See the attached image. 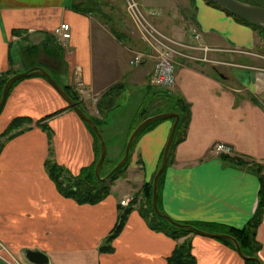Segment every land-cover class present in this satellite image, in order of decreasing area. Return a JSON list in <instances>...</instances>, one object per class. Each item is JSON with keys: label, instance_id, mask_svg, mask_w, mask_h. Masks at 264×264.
<instances>
[{"label": "crops", "instance_id": "obj_1", "mask_svg": "<svg viewBox=\"0 0 264 264\" xmlns=\"http://www.w3.org/2000/svg\"><path fill=\"white\" fill-rule=\"evenodd\" d=\"M166 1L157 8L159 23L166 24L168 34L177 38H190L192 29H197L198 43L213 47L207 54L214 61L177 67L175 86L190 103L191 116L185 135L170 151L158 205L180 222L242 228L258 207L259 165L264 174V38L258 29L206 0H193L187 28L185 17L177 21L169 16ZM73 4L72 0H0V75L40 66L72 86L88 114L103 119L106 156L114 163L126 147L137 112L156 91H150L152 62L133 66L127 36L119 37L100 17ZM63 21L70 23L71 37L59 41L62 61L58 62L52 38L54 28ZM25 37L45 49L35 59L22 60L20 42ZM117 83L123 84L121 92L100 103ZM68 105L43 75L19 79L8 94L0 114V134L14 117L29 116L33 122L0 151V254L5 257L0 256V264L8 260L20 264H169L176 245L186 238L192 240L197 264H247L222 238L193 232L174 239L151 228L140 213L143 186L159 167L172 119L140 133L126 170L103 200L79 203L63 195L46 160L53 158L73 174L96 160L94 134ZM61 108L45 120L52 129L50 142L48 132L37 122ZM218 142L231 146L232 155L246 163L216 153ZM126 197L133 198L127 221L110 243L112 250H101L108 245L120 202ZM255 241L259 248L254 255L264 264V213ZM27 249L44 252L48 261H30Z\"/></svg>", "mask_w": 264, "mask_h": 264}, {"label": "trees", "instance_id": "obj_2", "mask_svg": "<svg viewBox=\"0 0 264 264\" xmlns=\"http://www.w3.org/2000/svg\"><path fill=\"white\" fill-rule=\"evenodd\" d=\"M208 3L222 7L216 3L207 1ZM223 8V7H222ZM225 9V8H224ZM228 13L231 15H234L237 19L240 21L247 23L248 25L253 26L254 28L258 29L264 38V29L259 28L255 25H252L248 21L238 17L237 15L231 13L227 9H225ZM113 32L117 33V35L121 38L126 37L127 35L123 33H119L118 30L112 29ZM128 37V36H127ZM49 42V41H48ZM36 47L37 45H33ZM32 47V46H31ZM31 47H29L31 49ZM56 50L60 54L59 49L56 47ZM16 71L10 69L6 73H3L0 75V98L2 95L3 87L6 82V80L13 74H15ZM33 75V74H32ZM34 75H41V74H34ZM42 76V75H41ZM18 81V80H17ZM16 81V82H17ZM58 81V80H57ZM16 82L12 85V87L16 84ZM59 82V81H58ZM65 89L66 91L72 96V98L84 109L85 112L89 113L87 109L85 108V105L83 104L84 102L81 100L80 94L74 90V88L70 85H65L61 82H59ZM11 87V88H12ZM123 87V84L117 83L114 86L110 87L108 91L106 92V97H104V100L100 101L103 102L107 100L108 98L114 97L115 95L119 94L121 92V88ZM150 91H153L154 89L156 90L155 92L153 91V94L148 98V101L144 102V104L140 107L139 111L136 114V119H135V125L134 127L143 119H145L148 116L153 115V113H149L150 109L154 108H162V111H177L181 115L180 122L177 126L174 140L171 146V150L174 146L175 143H177L186 133L190 116H191V108H190V103L188 100L180 93V92H174L173 90H167L164 89L163 91L161 89H157L155 86L151 85L150 86ZM156 93H158V97L153 96ZM160 99L158 101H155L157 99ZM152 99L155 102H152ZM154 105V106H153ZM69 108H72L70 105H68ZM63 108L57 110L54 113L48 114L45 117L39 119L37 124L42 127L44 130L48 132L49 136V141L51 142L52 140V129L49 126L48 123H46L45 120L48 118L56 115L59 113ZM91 117L95 120V122L98 124V126L102 130V120L103 119H98L95 116ZM172 120H175V118H172ZM160 120L154 121L147 126H145L140 133L143 131L147 130ZM33 122V118L29 116H17L14 117L8 126L5 128V130L0 134V138L2 141H0V151L4 147L6 141L9 139L13 138L14 136L22 133L28 128V124ZM87 126L90 128L92 133L95 136V148H96V160L95 162L88 166L84 167L78 174H73L70 173L68 170H66L65 167L61 166L56 160L53 158H48L46 160V167L48 169V172L50 176L54 179L56 182L60 192L68 197H73L76 199L79 203H97L101 200H103L105 197L110 194L111 191V186L109 185L108 181H101L96 177L95 174V167L97 160L99 158L100 152H101V146L99 143V139L94 132V130L90 127V125L86 122ZM133 127V128H134ZM140 133L138 134L135 142L137 141ZM135 142L132 145L131 151L134 148ZM125 149V148H124ZM50 150L52 152V148L50 147ZM170 150V151H171ZM171 153V152H170ZM124 151L122 152L121 157L115 161L114 163L111 162L110 158L106 156L104 163L101 168V176L106 175L109 173V171L118 163V161L123 157ZM163 156V155H162ZM224 158L228 159L229 161H233L238 164H245L246 161L244 159H241L240 157L233 156L230 154H224ZM162 160V157H161ZM160 160V163H161ZM159 163V165H160ZM129 164V160L121 167L119 168L112 176L111 179L115 180L117 179L127 168ZM260 181H261V189H260V198H259V203L258 207L256 210V213L252 220L244 227L238 228V227H233V226H225L222 224L218 223H210V222H198V221H182L183 223H188L195 225L198 228L211 231V232H224V233H229L235 236L245 254L248 255H254L256 251L259 248V245L255 241V235H256V230L258 225L260 224L263 213H264V174L262 172V167L259 165L257 170H256ZM164 173V172H163ZM163 175V174H162ZM162 175L160 178V182L162 179ZM153 179L149 182H146L143 186L142 193L144 196V202L139 205V210L142 216L148 221V224L151 228L157 230V231H162L166 233L167 235L171 236L174 239H179L181 237H186L190 233H198L194 230L183 228V227H178L172 223H170L168 220L165 218L160 217L154 212L153 206H152V196H153ZM136 197L134 198V200ZM133 205H128L124 207H120V213L118 217V221L112 230L111 234L107 238V246H101V250L104 251H110L112 250V246L110 243L112 240L121 232L123 229L126 221L128 214L130 213ZM224 241L230 243L232 247H235V244L230 240V239H225L222 238ZM168 263L169 264H197V259L192 253V240L190 238H186L183 242L178 243L173 251V253L169 256L168 258ZM247 264H257L255 261L247 260Z\"/></svg>", "mask_w": 264, "mask_h": 264}, {"label": "water", "instance_id": "obj_3", "mask_svg": "<svg viewBox=\"0 0 264 264\" xmlns=\"http://www.w3.org/2000/svg\"><path fill=\"white\" fill-rule=\"evenodd\" d=\"M210 1L213 3H216L223 8L227 9L231 13L237 15L238 17L248 21L252 25H255L259 28L264 29V6L260 4H254L250 3L244 0H206ZM32 74H41L45 76L49 82L57 89V91L62 95V97L67 101V103L78 113V115L85 121L87 122L90 127L94 130L96 133L99 143L101 146V152L99 155V158L96 163L95 167V174L96 177L101 180V181H106L108 180L119 168H121L129 159L130 157V152L133 143L135 142L138 134L141 132V130L147 126L148 124L161 120L163 118H175L174 123L171 127L167 142L164 147V152L162 156L161 163L154 175L153 179V196H152V206L154 209V212L159 215L162 218H165L168 220L170 223L178 226V227H183L187 229L194 230L200 234L203 235H208L216 238H225V239H230L234 244L235 247L238 251V253L246 260H252L255 261L257 264H262L261 260L256 256V255H248L245 254L241 248V245L238 241V239L233 236L232 234L229 233H224V232H211L207 231L201 228L196 227L195 225L188 224V223H183L180 221L175 220L172 218L170 215H168L166 212H164L158 205V196H159V186H160V178L163 172L166 169V166L169 161V156H170V150L171 146L174 140L175 132L177 129V126L180 122L181 115L177 111H167V112H161L157 113L151 116L146 117L143 119L132 131L131 135L128 138V141L126 143L125 151L123 157L118 161V163L107 173L105 176H101V168L104 163V160L107 155V144L104 138L103 131L101 128L98 126V124L95 122V120L91 117L90 114L84 111V109L72 98V96L66 91V89L51 75V73L40 67V66H35L32 67L31 69L17 72L13 75H11L5 82L2 95L0 98V114L2 112V109L6 103V100L8 98V94L11 90L12 85L19 79L28 77ZM26 257L35 263H44L48 261L47 255L40 251V250H32V249H27L25 251Z\"/></svg>", "mask_w": 264, "mask_h": 264}, {"label": "built area", "instance_id": "obj_4", "mask_svg": "<svg viewBox=\"0 0 264 264\" xmlns=\"http://www.w3.org/2000/svg\"><path fill=\"white\" fill-rule=\"evenodd\" d=\"M126 12L134 26L132 31L136 43L130 39L129 34L126 39L128 48L133 52L130 63L135 67L145 66L152 62L150 76L151 85L157 88L169 90L175 85L177 79V67L185 62H213L208 56V51L213 47L206 44H199V34L197 29H192V37L177 38L164 32L155 22L161 14L159 9L145 8L138 0H126ZM58 41L71 37V25L69 22H61L53 30ZM138 45V46H137ZM201 53H196V51ZM216 153L232 155V147L224 142H218L213 149ZM133 201L132 197L121 200L123 206H127ZM0 256H2L0 254ZM3 257V256H2ZM5 258V257H3ZM8 264H20L16 260H8Z\"/></svg>", "mask_w": 264, "mask_h": 264}, {"label": "rangeland", "instance_id": "obj_5", "mask_svg": "<svg viewBox=\"0 0 264 264\" xmlns=\"http://www.w3.org/2000/svg\"><path fill=\"white\" fill-rule=\"evenodd\" d=\"M138 1L143 7L149 8V9L150 8H153V9L156 8L157 9L159 5L163 6L165 4L164 0H138ZM244 1H247V2H250V3H254V4H260V5L264 6V0H244ZM72 2L74 3L73 5L76 7V9H78V10H80L82 12L89 13V14H94L95 16L100 17L105 22V24L108 26V28L116 29L118 31H122L123 35L126 34L128 36V34H129L130 39H132L134 41V43H136L135 39H133V36L136 37V35L132 33V31L134 30V26H133V24H132V22H131V20H130V18L128 16L127 12H126V4H125L126 0H72ZM166 3L167 4L169 3V5H170V8L168 7L169 10H170V15L169 16L172 19L177 18V21L182 19V17H185L186 20H189L188 21V25H187V28H189L190 19L193 16V10H194L193 0H167ZM158 18L155 19L156 24L157 25L159 24L161 26V27L160 26L159 27L164 32L168 33L169 30L166 27V24H164V23L162 24V21H161V23H159L160 20ZM22 41L23 42H20L21 43L20 52L22 53V55H21L22 56V60L24 59L26 61V60L35 59L36 55L38 53H40V52L45 50L41 46L34 47L33 46L34 43L29 41V39L27 37H25ZM52 45L56 46V47L60 45L59 41L57 40V38L55 36H54V38H52ZM29 47H31V49ZM15 48H17V47L15 46ZM29 50H31V53L27 52ZM55 52L57 53L55 56H60L59 58H56V59H58V62L62 61L61 52H60L61 55L58 53L57 50ZM196 53L198 54V53H201V52H199L197 50ZM202 54L203 53H201L200 57H202ZM200 62H202V61H200ZM215 62H216V64L218 63V61H215ZM184 64H192V63L185 62V63H183L181 65H184ZM19 72H21V71H19ZM159 89H161L163 91L164 89H166V87L165 88L161 87ZM169 90L170 91L173 90L174 92H179L175 85L171 86V88H169ZM155 101L152 99V102H155ZM160 110H162V108H156V109L152 108V109H150L149 113H151V114L153 113V115H154V114L160 113V112H158ZM162 112H165V111H162ZM171 119H172V117L163 118L160 121H166V120H171ZM134 125H135V122H134L133 126L130 129L129 136L131 135L132 131L137 126L136 125L134 127ZM2 140H3V138H2ZM2 140L0 138V141H2ZM123 151H125V149ZM106 181H108L109 185L111 186V184L113 183L114 180L111 179V177H110Z\"/></svg>", "mask_w": 264, "mask_h": 264}]
</instances>
